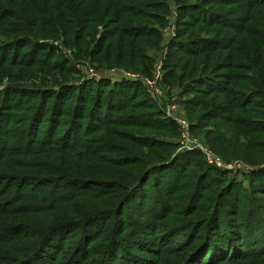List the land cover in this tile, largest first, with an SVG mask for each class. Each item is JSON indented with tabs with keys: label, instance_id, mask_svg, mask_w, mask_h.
<instances>
[{
	"label": "trees",
	"instance_id": "trees-1",
	"mask_svg": "<svg viewBox=\"0 0 264 264\" xmlns=\"http://www.w3.org/2000/svg\"><path fill=\"white\" fill-rule=\"evenodd\" d=\"M136 1L128 10L138 15L141 6L169 13L166 0ZM171 1L190 21L173 39L184 53L168 72L180 69V82L204 86L184 102L191 131L222 158L231 152L253 167L247 179L236 184L200 150L185 153L148 135L169 129L176 139L180 129L164 110L128 103L126 87L102 93L93 88L103 81L67 76L52 87L20 85L61 45L76 52L87 31L107 28L116 14L111 0H0V84L9 83L0 90V264H264L263 148L239 145L231 126L238 111L244 135L264 134V37L253 49L244 36L264 29V2ZM213 2L232 7L228 15L244 25L226 16L221 26L233 37L215 32L219 47L193 49L214 25L187 12ZM124 32L129 40L161 39ZM235 69L251 75L236 81ZM137 234L144 241L130 243Z\"/></svg>",
	"mask_w": 264,
	"mask_h": 264
},
{
	"label": "rangeland",
	"instance_id": "rangeland-1",
	"mask_svg": "<svg viewBox=\"0 0 264 264\" xmlns=\"http://www.w3.org/2000/svg\"><path fill=\"white\" fill-rule=\"evenodd\" d=\"M111 1L115 4L116 14L111 19L112 22L107 28H105V26H96L87 31L82 44H78V50L76 52L65 49L64 46L61 45V49L56 54L57 56L54 60H50L47 66L31 70L32 76L27 78L32 80H26L27 82L24 81V84L20 85L38 88L44 87L45 85L52 87L55 79L64 76L69 77L71 83L82 82L84 80H93L96 81V83L103 81L105 83L102 85L95 84L93 90L95 91L98 89L102 93H105V91L113 89L119 91L120 88L126 87V93L130 95L128 103L144 104L149 111L164 110L168 117L175 120L177 117H184L187 119L184 102L196 95H200V91H202L201 89L204 86L196 84V80L186 81L184 83L180 82V69L175 67L177 70H173V73L168 72V70L171 69L169 64L174 66L173 63L175 58L184 53V51L178 50L176 47L172 48L174 43L173 39L178 37L179 30L182 27L181 25L190 21V18L188 16H186V18L180 16L176 5L171 0H166L169 13L166 14L160 9L141 6L140 10L144 12L142 15L128 10L132 9V7H137L138 2L136 0ZM190 2L195 3V0H190ZM261 2H264V0H261ZM193 7L194 8L188 10V14L192 13L191 15L195 16V19L206 18L207 21L212 20L211 23L214 25L210 26L212 27L210 28L212 33L203 34L204 40L207 41L206 44L192 47L193 49L198 50L199 47L204 45H210L208 47H219L217 42H220V40L218 36H214L215 32L221 33L222 37L225 39L232 38L233 34L229 32L228 28H223L221 26L223 23H228L224 22L226 21V16L231 17V25H244L236 20L235 17L228 15L227 11L232 9V7L225 8L221 6L219 2H213L209 5H196ZM256 11L257 10H253L254 13H257ZM161 12L166 22V26L163 29L160 26ZM195 19L192 21H195ZM135 29H139V31L144 34L146 32L154 34L160 33L161 39H159L157 35H154L149 39L136 37L135 39L129 40L127 36L128 33L124 31ZM256 30L252 29L244 33L247 41L249 43H254L252 45L253 49L259 46L257 43L260 39L259 36L264 37V29L255 32ZM119 36L124 38L123 45L121 44ZM262 51L264 54V45H262ZM53 61L61 63L62 68L55 69L52 67ZM156 69H160L162 79L155 89H153L147 86L144 80L145 78H151ZM233 73L236 81H239L241 75L248 74V72L241 69H235ZM221 81L220 79V82L217 83H222ZM136 83H138V85H136ZM8 85V81H4L0 84V90ZM132 85L134 86L131 87ZM131 95H134L133 98H131ZM259 110L264 111V108H259ZM233 115V122L231 125L232 132L236 134L240 133L242 137L238 144L242 145L252 142L261 145L263 148L261 151L264 153V134L244 135L241 125L244 121L243 115L238 111L234 112ZM159 123L161 122H158L157 125H159ZM146 133L160 140L179 143L182 152L185 153L191 150L201 151V148L209 149L219 156L224 163H232L234 165L230 174L238 177L236 184L243 183L244 180L247 179L249 171L253 168L246 165L243 160L233 159L230 156L231 152L225 156L226 158L224 157L225 159L222 158L223 156L221 157L218 155L206 143L205 136L202 132L200 134L191 132L195 144L187 149L182 147L180 137L172 139L169 135V129L157 130L152 128L146 130ZM237 139L238 138H235V141H237ZM253 150H257V148ZM236 152H238V150H236ZM229 158H231V161L227 160ZM245 185L247 186L246 181ZM149 234L151 235V233H148V235ZM135 239L144 241L145 238L137 234L132 236L130 243L135 241ZM176 241L180 242V239L178 238ZM149 263L154 264L151 261H149Z\"/></svg>",
	"mask_w": 264,
	"mask_h": 264
},
{
	"label": "built area",
	"instance_id": "built-area-1",
	"mask_svg": "<svg viewBox=\"0 0 264 264\" xmlns=\"http://www.w3.org/2000/svg\"><path fill=\"white\" fill-rule=\"evenodd\" d=\"M162 74L160 72V69H156L153 73V76L151 78H145V83L147 86H150L151 88L155 89L157 84L161 81ZM177 124L180 129V143L182 147L191 148L192 145L195 143L193 142V138L191 135V126L189 121L184 117H177L176 118ZM201 152L208 163V165L216 167L217 169H222L226 171H232L234 168V165L232 163H224V161L217 156L215 153L211 152L207 148H201Z\"/></svg>",
	"mask_w": 264,
	"mask_h": 264
},
{
	"label": "water",
	"instance_id": "water-1",
	"mask_svg": "<svg viewBox=\"0 0 264 264\" xmlns=\"http://www.w3.org/2000/svg\"><path fill=\"white\" fill-rule=\"evenodd\" d=\"M262 168H264V166H262Z\"/></svg>",
	"mask_w": 264,
	"mask_h": 264
}]
</instances>
